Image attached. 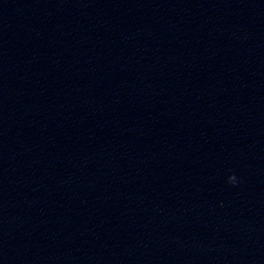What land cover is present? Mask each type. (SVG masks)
I'll use <instances>...</instances> for the list:
<instances>
[{"label":"clouds","instance_id":"1","mask_svg":"<svg viewBox=\"0 0 264 264\" xmlns=\"http://www.w3.org/2000/svg\"><path fill=\"white\" fill-rule=\"evenodd\" d=\"M228 181H229V183L235 184L236 183L235 174L229 175Z\"/></svg>","mask_w":264,"mask_h":264}]
</instances>
